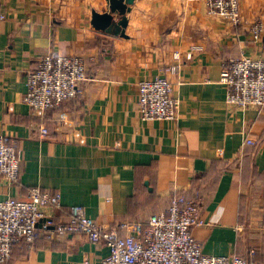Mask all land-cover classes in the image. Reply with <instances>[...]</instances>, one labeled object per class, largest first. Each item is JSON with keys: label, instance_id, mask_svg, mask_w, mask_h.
Listing matches in <instances>:
<instances>
[{"label": "crops", "instance_id": "crops-1", "mask_svg": "<svg viewBox=\"0 0 264 264\" xmlns=\"http://www.w3.org/2000/svg\"><path fill=\"white\" fill-rule=\"evenodd\" d=\"M238 1L248 23H264V0ZM105 8V0H0V135L16 143L21 166L11 185L0 175V200L39 186L60 195L58 221L78 204L122 234L118 223L164 211L173 193L197 194L206 223L192 233L202 251L263 262L264 106L230 109L219 75L230 59H264V31L255 37L201 0H134L126 36H116L90 23L91 10ZM98 37L101 46L86 45ZM192 46L200 48L187 59ZM50 50L81 55L88 78L76 97L40 113L23 96L28 71ZM177 61V121L141 119L139 81ZM246 134L257 143L244 145ZM107 253L103 242L39 231L1 264H99Z\"/></svg>", "mask_w": 264, "mask_h": 264}, {"label": "built area", "instance_id": "built-area-1", "mask_svg": "<svg viewBox=\"0 0 264 264\" xmlns=\"http://www.w3.org/2000/svg\"><path fill=\"white\" fill-rule=\"evenodd\" d=\"M211 14L225 19L234 26L247 24L253 36H260L264 23H248L241 14L238 0H201ZM3 15H1L2 17ZM192 46L185 53L190 59ZM180 52H173L179 60ZM180 62L170 63L137 85V110L143 120L165 119L176 122L178 100L173 95L174 81ZM88 78L84 58L50 50L42 54L37 65L28 71L24 102L33 111L45 113L76 97L81 84ZM219 80L226 86L225 103L230 109L264 106V59L243 55L230 59L222 67ZM48 133L45 125L39 127V137ZM246 133V132H245ZM244 145L257 141L248 134ZM18 148L8 135H0V175L7 184H13L20 172ZM202 200L197 194L190 198L183 192L172 194L164 211L152 213L143 220L118 223L124 232L107 230L84 213L81 205L70 207L67 220L54 221L62 209L56 191L33 186L25 199L8 196L0 200V263L10 258L14 244L20 240L32 242L39 231L48 239L84 236L92 243L103 242L108 253L99 264H264L253 262L236 253L206 254L201 243L193 236L196 225L206 223L201 216ZM253 251H250L252 253Z\"/></svg>", "mask_w": 264, "mask_h": 264}, {"label": "water", "instance_id": "water-1", "mask_svg": "<svg viewBox=\"0 0 264 264\" xmlns=\"http://www.w3.org/2000/svg\"><path fill=\"white\" fill-rule=\"evenodd\" d=\"M106 8L103 11L91 10V25L100 31L126 36L125 28L128 23L126 13L130 10L134 0H105Z\"/></svg>", "mask_w": 264, "mask_h": 264}, {"label": "trees", "instance_id": "trees-1", "mask_svg": "<svg viewBox=\"0 0 264 264\" xmlns=\"http://www.w3.org/2000/svg\"><path fill=\"white\" fill-rule=\"evenodd\" d=\"M103 40H104L103 38L98 37V38L95 40L97 44L95 43L94 40H92V41H88V42H86V45L101 46L102 43H104ZM60 215H63L61 210H59V211L54 215V221H58V217H60ZM38 235H39V233H38ZM38 235H37V236H38ZM26 243L29 245V242H27V241H25V240H20V241L16 242V243L14 244L13 248H12V254H13V249H14V247L16 246V244H22V246H23V245H25ZM12 254H11V255H12ZM2 263H3V262H2ZM0 264H1V263H0Z\"/></svg>", "mask_w": 264, "mask_h": 264}]
</instances>
